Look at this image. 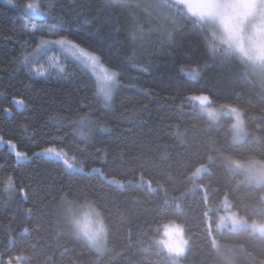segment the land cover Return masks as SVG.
<instances>
[{"label":"trees","instance_id":"1","mask_svg":"<svg viewBox=\"0 0 264 264\" xmlns=\"http://www.w3.org/2000/svg\"><path fill=\"white\" fill-rule=\"evenodd\" d=\"M29 3L45 14L28 10ZM153 3L0 0V136L30 156L56 146L77 161L69 170L52 156L20 160L0 144V264L16 258L24 264H173L153 243L169 219L181 222L189 238L180 264H264V235L249 227L216 228L225 198L239 215L264 220V186L247 183L230 163L264 161V73L210 53L204 27L183 6L162 13ZM53 28L120 73L111 105H104L90 72L66 63L49 71L67 80H29L28 66L17 58L37 46L41 29L45 38H58ZM193 71L195 78L188 75ZM201 94L216 109L242 110L248 137L235 142L231 115L212 118L191 99ZM88 114V135L81 137L71 119ZM201 165L207 170L193 179ZM86 199L110 226L102 253L74 237L68 223L66 201Z\"/></svg>","mask_w":264,"mask_h":264},{"label":"clouds","instance_id":"2","mask_svg":"<svg viewBox=\"0 0 264 264\" xmlns=\"http://www.w3.org/2000/svg\"><path fill=\"white\" fill-rule=\"evenodd\" d=\"M186 15L205 29L204 43L210 53L226 60L235 59L255 72L264 73V0H180ZM237 127L244 132L243 121L237 114ZM246 134V133H245ZM237 135L235 139H242ZM246 178L257 185L264 183V162L254 158L231 160ZM68 223L76 238L84 239L96 251L107 243L110 226L102 210L91 200L66 201ZM233 225L242 219L230 217ZM223 222V221H222ZM161 235L153 243L163 249L173 264L186 251L189 238L181 222L169 219L161 222ZM252 227L264 232V223L253 222Z\"/></svg>","mask_w":264,"mask_h":264},{"label":"snow or ice","instance_id":"3","mask_svg":"<svg viewBox=\"0 0 264 264\" xmlns=\"http://www.w3.org/2000/svg\"><path fill=\"white\" fill-rule=\"evenodd\" d=\"M6 2L11 5L13 0H6ZM108 3L109 6L114 7L129 6V0H108ZM152 7L163 13V10H169L172 7L178 8L179 5L175 3V0H154ZM27 9L38 15L45 14L41 12L39 6L33 3L27 4ZM31 30L34 33L37 31L35 24L32 25ZM40 31L41 35L37 46L32 51H25L22 58H17L21 64H26L28 66L30 73L29 80H48L53 78L67 80L68 77L65 75L54 77L52 72L49 71L50 68L57 67L62 63H66L75 71H79L82 68L85 72H87L88 69H91L92 72L95 73V71L99 68L103 74L96 76V80L98 81V94L102 97L105 106L111 105L114 102V91L120 87V81L118 79L120 73L115 70L109 71L107 68H105L101 62L100 54L90 47L83 46L80 42L72 39L69 35L64 34L63 30H61L59 33L55 28L51 30L52 34H56L58 36V38L55 39L45 38V36L42 34L44 30L41 29ZM168 39L171 40V33L168 34ZM49 52L55 53L56 55L48 58ZM65 54L67 55L65 56ZM57 56H59V59H57ZM139 70L146 72L147 68H140ZM65 71V67H59V72L61 74H63ZM188 75L192 78H195L198 73L193 71L188 73ZM0 95H3V93H0ZM202 95L203 94L194 95L191 97V99L201 100ZM12 102L20 108L27 107V104L23 99H17L16 97H13ZM4 111L10 116L13 114L11 109L5 108ZM71 123L75 126V131L78 135L81 137H86L88 133L84 131V129L89 128L90 126V114L80 115L77 118L71 119ZM54 139L62 140L63 138L55 137ZM0 144H5L12 150L13 155L20 160L52 156L57 160H62L63 164L69 170L76 168L77 165V161L74 157L70 158L68 153L64 151L63 148H58L56 146L45 147L40 152L32 153L30 156L26 151L17 150V144L12 140H5L3 136H0ZM79 171L82 172L83 169L80 168ZM93 171L98 172L99 169H93ZM9 183L11 184V178L9 179ZM20 191L23 193V188H21ZM24 231L28 232L29 229L25 228ZM8 264H12L11 259L9 260Z\"/></svg>","mask_w":264,"mask_h":264},{"label":"rangeland","instance_id":"4","mask_svg":"<svg viewBox=\"0 0 264 264\" xmlns=\"http://www.w3.org/2000/svg\"><path fill=\"white\" fill-rule=\"evenodd\" d=\"M175 2H176L178 5H181L180 0H175ZM181 6H182V5H181ZM31 12H32V11H31ZM53 47H54V46H53ZM213 54H214V53H213ZM65 55H66V54H65ZM215 55H217V54H215ZM102 64H103V66H104L105 68L108 69V67H107L103 62H102ZM108 70H109V71H112L111 69H108ZM87 71L90 72V73L94 76L95 80H96V76H97V75H102V74H103V72H102L101 69H99V68L95 71V73H93L91 69H88ZM96 83L98 84V81H97V80H96ZM116 90H117V89H116ZM116 90H115V91H116ZM115 91H114V92H115ZM192 101H194V102L200 104L202 107H204V111H206L207 113H209V115H210L212 118L217 119L221 113H225V114L231 115L232 120H233V140H234L235 142H242V140H244V139H246V138L248 137V130H247V128H246V121L244 120V113H243L242 110L237 109V108H234V107H231V106H230V107H219V109H216V108L213 107V105L211 104V100H209V98H207L205 95H202L201 100H192ZM238 113H239V116H240V120L243 121L244 132H240L239 128L237 127V114H238ZM245 133H246V134H245ZM238 134L241 135L243 138H242V139H238V140L235 139V137H236ZM254 159H256V160H258V161H260V162H264V161H262V160H260V159H257V158H254ZM243 161H244V160H243ZM206 170H207V165H201L199 168H197V169L191 174V176L193 177V179L200 178V177H201V174H202L204 171H206ZM241 171L245 174V181H246L247 183L252 184V185H254V186L257 185L255 182L250 181L249 179H247V178H246V173H245L243 170H241ZM258 186H264V183H261V184H259ZM220 207L222 208L223 212H221V213L219 214V220H218V224H217L216 228H218V229H220V230H223L224 227H228V228H231L232 230L235 231L236 229H241V228L249 227V228H251L254 232H256V233L258 232V233L264 235V232H262V231H260V230H258V229H256V228H253V227H252V223H253V222L264 223V220H262V219H256V220H254V221H251V220H249L248 218L239 215L238 212H237V210H236L235 208H233V206H231V202H230L229 199H227V198L223 199V202H222V204H221ZM233 214H235L236 219H242L243 222H242L241 224H239V225H233V223H232V221H231V219H230V217H231ZM222 221H223V222H222ZM161 227H162V226H161ZM160 229H161V228H160ZM160 235H161V233H160ZM160 235H159V236H160ZM185 235H186V233H185ZM107 245H108V244L106 243V245L104 246L103 250H102V251H98V252H100V253L104 252V251L107 249ZM188 245H189V242H188ZM188 245H187V248H188ZM187 248H186V250H187ZM185 253H186V251L184 252V254H185ZM184 254H183V255H184ZM183 255L180 256V257L178 258V260H180V258L183 257ZM16 259H17V260H16L15 262H12V264H24L23 261H22V259H20V258H16ZM172 259L174 260V259H176V258H175V257H172ZM179 264H180V262H179Z\"/></svg>","mask_w":264,"mask_h":264}]
</instances>
